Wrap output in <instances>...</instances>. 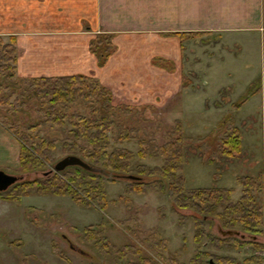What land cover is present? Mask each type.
<instances>
[{"label": "rangeland", "instance_id": "obj_1", "mask_svg": "<svg viewBox=\"0 0 264 264\" xmlns=\"http://www.w3.org/2000/svg\"><path fill=\"white\" fill-rule=\"evenodd\" d=\"M217 44L218 40L210 36L185 43L182 80L187 82L185 91L188 93L180 91L175 103L170 101L167 104L164 100L159 107L143 108L138 107V103L136 107L129 98L130 103H126L128 109L117 112L114 119L131 136L138 137L146 149L162 147L180 135L185 161L181 174L185 189L229 188L233 190L231 200L237 201L241 194L237 179L255 178L264 166V106L260 103V94L246 105L242 103L264 84L260 74L261 47L252 43L240 49L234 46L224 50ZM226 51V54L219 56ZM159 80L160 85L168 86L172 95L177 92L178 76ZM167 80V84H164ZM3 93L10 96L8 103L19 96L12 89L3 90ZM228 99L235 100L225 102ZM233 102H237L236 106L239 102L242 104L239 108H231ZM39 118L31 106L14 109L0 105V128L13 138L19 153V136L11 126L15 125L18 131L26 132ZM180 121L182 124L179 131L174 133ZM230 124L236 126L242 136V151L235 159L226 158L220 153L223 134ZM31 135L54 146V150L49 152L46 169L30 175H20L19 170L12 167L0 166V171L23 177V180L41 178L52 170L57 161L67 156L62 151V144L70 141L66 132L46 124L39 126ZM121 146L136 153L139 144L135 141ZM140 162L151 167L161 164L160 159ZM126 186L125 182L105 181L103 211L79 208L68 197L32 194L19 198L17 202L6 203L0 200V264L135 262V256L129 254L121 257L116 252L126 246L130 247V253L134 248L142 247L145 253L150 252L151 257L157 258V264L187 263L196 250L193 242L194 215L189 211L173 209L172 200L165 193L151 190L145 195H127ZM217 225L212 221L211 227L206 226L209 233L218 236ZM96 228L101 229L105 241L98 238L97 243L94 241L88 245L84 240V230ZM258 241L264 243V236ZM157 242L160 245L157 249L162 255L160 258L149 250V245ZM100 245L106 246L105 249H101ZM54 246L63 252V259L55 255ZM202 247V251L232 257L239 264H264V251L258 253L244 247L242 250L217 252L207 243ZM250 259L251 262L247 263Z\"/></svg>", "mask_w": 264, "mask_h": 264}, {"label": "trees", "instance_id": "obj_2", "mask_svg": "<svg viewBox=\"0 0 264 264\" xmlns=\"http://www.w3.org/2000/svg\"><path fill=\"white\" fill-rule=\"evenodd\" d=\"M168 36L178 38L183 44L185 41L199 38L201 34L174 33ZM112 40V35H98L90 41L89 51L95 56L99 68L104 67L117 50ZM181 50L183 51L182 45ZM18 57L15 39L10 37L5 43L0 38V105L11 106L14 109L31 106L40 116L38 123H34L26 132L18 131L14 128L15 125L11 126L20 141L18 158L20 175L37 174L46 169L49 152L54 150V146L52 143L38 140V137L32 136L31 133L41 125L50 124L59 131L66 132L70 140L62 144V151L66 155L76 156L88 165L106 172L140 178L138 182H125L127 195L139 196L157 190L172 200L173 209L189 211L194 215L193 242L196 250L187 263L180 264H239L232 257L202 251L201 247L205 243L217 252L229 249L242 250L244 247L258 253L264 251V243L258 241L264 236V166L263 171L255 178L237 179V184L241 188L237 201L231 200L233 190L229 188L186 190L181 174L185 161L180 135L162 147L143 148V142L138 137L131 136V133L121 128L118 120L114 119L117 112L128 108L97 79L83 75L20 79L16 76ZM151 64L168 72L175 70L173 62L161 57L153 58ZM181 87L186 88L187 82L182 80ZM8 89H12L13 93L18 92L19 95L12 103H8L10 96L3 93V90ZM22 101L23 103H20ZM242 103L239 102L236 107L239 108ZM177 125L174 133H178L181 123L177 122ZM67 127L70 129L67 130ZM241 137L239 129L230 124L223 134L221 155L229 159L237 158L242 151ZM135 141L139 144L136 153L121 146L126 142ZM146 159H160L161 164L151 167L140 162ZM105 181L116 180H108L101 175L72 167L60 173L48 172L41 178L20 181L0 193V199L11 203L32 194L41 197H68L79 208L103 211L105 206L102 205V201L106 198ZM212 221L224 231H236L249 239L212 235L206 227H211ZM84 233V240L88 245L98 238L105 241L100 228L87 229ZM149 246H151L149 250L156 257L162 256L157 249L160 246L158 242ZM105 247L101 249L104 250ZM129 248L126 246L116 251L121 257L129 254L135 256L136 261L129 264H157V258L151 257L150 252L145 253L142 247L134 248L132 253ZM53 252L63 259V252L56 246ZM246 262L250 263L251 259Z\"/></svg>", "mask_w": 264, "mask_h": 264}, {"label": "crops", "instance_id": "obj_3", "mask_svg": "<svg viewBox=\"0 0 264 264\" xmlns=\"http://www.w3.org/2000/svg\"><path fill=\"white\" fill-rule=\"evenodd\" d=\"M174 33L210 36L224 50L255 43L261 47L264 79V0H0V38L15 39L18 78L92 76L125 105L130 98L136 107H159L164 100L175 103L180 91L188 93L181 87L182 55L191 40L181 44L168 36ZM98 35H112L117 49L101 69L89 51ZM156 57L173 62L175 70L153 66ZM176 76L179 85L172 95L159 79ZM257 94L264 106V84L243 105ZM15 146L0 128V166L18 170Z\"/></svg>", "mask_w": 264, "mask_h": 264}, {"label": "water", "instance_id": "obj_4", "mask_svg": "<svg viewBox=\"0 0 264 264\" xmlns=\"http://www.w3.org/2000/svg\"><path fill=\"white\" fill-rule=\"evenodd\" d=\"M72 167L79 168L90 174L101 175L102 177L108 180H116V181H124V182H128V181L138 182L141 180L140 178L136 176L116 175L110 172H106L102 169L92 167L88 165L87 163H85L84 161H82L80 158L76 156H72V155H67L63 157L62 159H60L59 161H57L53 165L52 170L49 171V173H52V172L60 173L64 171L65 169L72 168ZM22 180H23V177L7 175L4 172L0 171V193L7 191L11 186H13L14 184ZM216 229H217L218 235L222 238L236 237L240 240L249 239L248 237L241 235L239 232H236V231H224L218 225ZM251 239L254 240L255 238H251Z\"/></svg>", "mask_w": 264, "mask_h": 264}, {"label": "flooded vegetation", "instance_id": "obj_5", "mask_svg": "<svg viewBox=\"0 0 264 264\" xmlns=\"http://www.w3.org/2000/svg\"><path fill=\"white\" fill-rule=\"evenodd\" d=\"M70 247H72V246H70Z\"/></svg>", "mask_w": 264, "mask_h": 264}]
</instances>
